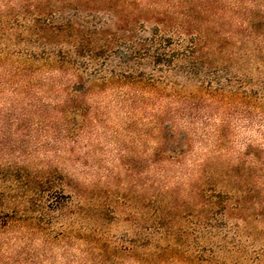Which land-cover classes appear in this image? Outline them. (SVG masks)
<instances>
[{"label": "rangeland", "instance_id": "374dc122", "mask_svg": "<svg viewBox=\"0 0 264 264\" xmlns=\"http://www.w3.org/2000/svg\"><path fill=\"white\" fill-rule=\"evenodd\" d=\"M25 1L0 0V171L19 165L66 177L64 190L47 194L63 204L69 224L58 239L0 232V264H140L147 228L186 226L184 212L200 200L193 187L208 184L228 203L244 191L245 207L228 225L242 235L243 263L260 253L264 264V0H158L180 12L206 8L191 25L211 44L201 51L205 71L171 72L162 84L168 91L152 97L120 86L90 93L83 116L71 115L75 133L58 112L67 93L55 82L64 73L16 72L26 54L44 49L27 29L18 38L35 23ZM169 210L171 219L159 220Z\"/></svg>", "mask_w": 264, "mask_h": 264}, {"label": "trees", "instance_id": "16d2710c", "mask_svg": "<svg viewBox=\"0 0 264 264\" xmlns=\"http://www.w3.org/2000/svg\"><path fill=\"white\" fill-rule=\"evenodd\" d=\"M25 2L26 9H34L35 23L27 28L20 25L18 38L22 39L27 29L41 40L44 49L36 55L26 54L16 72L24 78L49 66L50 74L64 73L65 80L55 84L67 93L58 112L67 119L63 121L69 133L79 130L78 121L70 123L71 115L83 116L88 110L85 103L90 93L120 86L136 92L142 90L152 97L158 91H168L162 84L171 72L191 78L206 69L201 51L211 44L202 29L191 26L207 14L206 8L198 12L184 8L180 12L179 4L169 2L167 7H160L158 0ZM177 14L180 22L175 20ZM148 70L151 72L147 75ZM65 180L58 173L34 174L19 165L1 170L0 232L30 229L48 235L58 232L56 238H62L69 224L64 221V206L60 201L48 200L51 195L47 192H57V185L60 191L64 190ZM239 193L242 195L228 203L214 184L193 187L192 194L200 200L184 212L186 226L169 227L158 222L154 230L147 228L139 263L244 264L242 235L228 225L234 210L245 207L244 191ZM76 197L77 203H81L82 195ZM170 210L165 211L166 215L162 213L159 220H170ZM244 220L248 228V219ZM156 232L159 235L155 238ZM119 250L115 248L113 252ZM124 251L133 253L127 248ZM3 253L2 248L0 263ZM257 257L253 264L259 263L262 254Z\"/></svg>", "mask_w": 264, "mask_h": 264}]
</instances>
